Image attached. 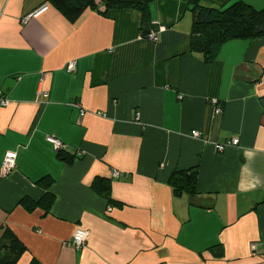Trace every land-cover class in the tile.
I'll return each instance as SVG.
<instances>
[{
	"label": "crops",
	"instance_id": "0c3cea01",
	"mask_svg": "<svg viewBox=\"0 0 264 264\" xmlns=\"http://www.w3.org/2000/svg\"><path fill=\"white\" fill-rule=\"evenodd\" d=\"M237 1L264 9L214 5ZM192 8L155 0L148 24L137 9L71 21L48 0H0V258H17L14 236L16 264H264V36L208 63L190 49ZM190 170L195 193L174 192V172ZM46 194L49 207L21 203ZM78 230L86 245L67 246Z\"/></svg>",
	"mask_w": 264,
	"mask_h": 264
},
{
	"label": "trees",
	"instance_id": "16d2710c",
	"mask_svg": "<svg viewBox=\"0 0 264 264\" xmlns=\"http://www.w3.org/2000/svg\"><path fill=\"white\" fill-rule=\"evenodd\" d=\"M155 0H48V2L57 8L65 17L71 21L78 20L82 14L90 9L106 14L112 9H137L142 14L145 24L150 23L151 15L149 11L150 4ZM220 0H190L192 5L193 23L192 39L190 49L192 52L203 54L205 61L214 62L220 54L222 46L236 39H256L264 36V9L257 10L252 6L237 1L230 6L214 5ZM58 157L62 161L73 162L64 151L58 152ZM197 171H177L171 177L170 184L174 192L181 193L187 191L195 193ZM44 187L49 189L50 182L42 181ZM52 202V196L46 194L40 202H34L28 198L21 201L22 205L31 210L35 205L43 204L47 207ZM11 236V235H10ZM13 254L18 255L25 251L20 242L11 236ZM7 250V249H6ZM4 254V253H3ZM16 258V259H17ZM0 258L1 264H16V259ZM31 264H40L32 261Z\"/></svg>",
	"mask_w": 264,
	"mask_h": 264
},
{
	"label": "built area",
	"instance_id": "2783aa9c",
	"mask_svg": "<svg viewBox=\"0 0 264 264\" xmlns=\"http://www.w3.org/2000/svg\"><path fill=\"white\" fill-rule=\"evenodd\" d=\"M49 9V5L48 4H44L41 7H39L38 9H36L33 13L29 14L28 16H26L25 18H23V22L27 23L29 20L33 19V18H38L40 15H42L44 12H46ZM164 30V28H161V31ZM147 38L150 41H158V33H150ZM66 70L68 73H74L76 71V62L72 61L69 62L68 65L66 66ZM41 95L44 98L48 97V92L46 91H42ZM210 103L213 105L214 110H215V115H221L223 112V108L221 106H219V102L217 100H210ZM0 104L2 106H7L9 104V102L5 99L0 100ZM72 107L77 108L80 110V114L81 116L85 115V110L81 108V106L79 104H72ZM192 135L196 138L200 137L199 132L194 131L192 133ZM47 141L49 143H51L55 150L57 152L60 151H65V146L63 145V143L61 141H59L58 139H56L54 136H48L47 137ZM239 145V139H233L230 143L225 144V145H216L215 148L217 150V152L223 153L228 147L230 146H238ZM16 159H17V154L15 152H8L5 155V159L3 162V168L5 172H10L11 170H13L16 167ZM119 172L118 171H114L113 172V177L114 178H118L119 177ZM88 232L84 231V230H78L73 239L68 242L66 245L67 246H73L76 249H81L83 248L88 240ZM252 250H255V246H252Z\"/></svg>",
	"mask_w": 264,
	"mask_h": 264
}]
</instances>
